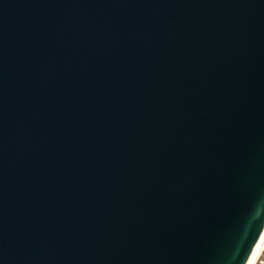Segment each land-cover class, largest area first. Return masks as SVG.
<instances>
[{"label":"water","instance_id":"water-1","mask_svg":"<svg viewBox=\"0 0 264 264\" xmlns=\"http://www.w3.org/2000/svg\"><path fill=\"white\" fill-rule=\"evenodd\" d=\"M264 230V0H0V264H248Z\"/></svg>","mask_w":264,"mask_h":264},{"label":"bare ground","instance_id":"bare-ground-1","mask_svg":"<svg viewBox=\"0 0 264 264\" xmlns=\"http://www.w3.org/2000/svg\"><path fill=\"white\" fill-rule=\"evenodd\" d=\"M263 246H264V230H263V233H262L261 238L259 240V243H258L256 249L254 250V252H253L248 264H254L255 260L258 257V254L260 253V251L263 248Z\"/></svg>","mask_w":264,"mask_h":264},{"label":"rangeland","instance_id":"rangeland-1","mask_svg":"<svg viewBox=\"0 0 264 264\" xmlns=\"http://www.w3.org/2000/svg\"><path fill=\"white\" fill-rule=\"evenodd\" d=\"M254 264H264V246L258 254V257L255 260Z\"/></svg>","mask_w":264,"mask_h":264}]
</instances>
